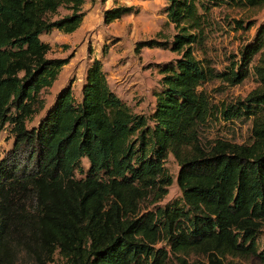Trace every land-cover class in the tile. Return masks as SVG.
<instances>
[{"label":"trees","instance_id":"1","mask_svg":"<svg viewBox=\"0 0 264 264\" xmlns=\"http://www.w3.org/2000/svg\"><path fill=\"white\" fill-rule=\"evenodd\" d=\"M83 1L0 0V128L9 125L13 138L0 158V264H18L19 255L49 264L54 254L64 264H225L226 256L264 264L256 242L264 224V22L227 21L255 32L221 69L202 54L213 8L258 11L264 0H165L171 39L134 46L178 56L159 69L149 116L110 90L93 58L79 98L62 87L27 128L44 107L41 91L66 63L46 57L39 36L75 31ZM60 8L67 13L51 19ZM131 11L106 9L102 21ZM249 74L256 87L241 99L213 103L204 88L231 87ZM241 118L250 120L248 142H201V127ZM169 154L180 196L160 205L172 183L163 166Z\"/></svg>","mask_w":264,"mask_h":264},{"label":"rangeland","instance_id":"2","mask_svg":"<svg viewBox=\"0 0 264 264\" xmlns=\"http://www.w3.org/2000/svg\"><path fill=\"white\" fill-rule=\"evenodd\" d=\"M117 6L130 7L132 11L105 24L102 21L103 11ZM164 8L165 0H84L81 6L83 17L75 31L65 34L52 29L48 33H42L39 36L40 40L49 45L46 57L64 58L66 63L61 67L51 86L41 91L44 107L31 121L26 122V127L37 125L55 94L62 87L69 85L72 95L76 99L79 98L85 70L93 58L101 61L110 90L134 113L149 116L154 107L153 94L160 86L159 69L173 63L178 56L167 47H142L136 52L134 46L137 42L148 39L157 41L171 39L175 30L167 22ZM65 13L67 11L60 8L51 19ZM211 17L215 25L209 33L205 42V52L202 54L211 60L216 69H221L228 64L229 54H236L241 45L251 41L255 25L264 22V8L244 12L235 8L216 7L211 10ZM247 18L255 21L254 27L248 31L233 30L231 29L233 23L229 25L227 22L231 19ZM103 48L105 53H102ZM255 87L256 83L250 74L241 83L231 87L223 86L218 81L204 86L213 103L241 99ZM9 128L7 124L0 128V158L12 145L13 138ZM249 131L250 120L241 118L230 123L210 122L201 127L199 136L204 144L219 138L235 143H246L250 138ZM81 166L85 171L87 167L85 159H82ZM163 166L172 178V183L167 187V193L160 201V205L180 196L175 184L178 171L175 159L169 154ZM82 176L84 174H75L76 178ZM256 242L258 249L264 245V224ZM24 259L19 255L18 264H25ZM223 260L225 264H261L255 257L226 256ZM49 264L64 263L57 254H54L53 261Z\"/></svg>","mask_w":264,"mask_h":264}]
</instances>
